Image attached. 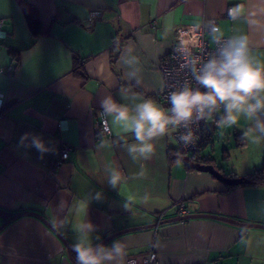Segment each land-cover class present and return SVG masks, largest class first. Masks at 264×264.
Segmentation results:
<instances>
[{
  "label": "crops",
  "instance_id": "0c3cea01",
  "mask_svg": "<svg viewBox=\"0 0 264 264\" xmlns=\"http://www.w3.org/2000/svg\"><path fill=\"white\" fill-rule=\"evenodd\" d=\"M23 1L38 11L48 32L33 36L19 0H0L6 33L0 38V65L15 66L12 73L0 74V264H75L73 229L84 219L95 226L94 243L159 216L164 220L187 213L264 225V183L230 187L186 164L169 133L153 141L150 159L133 162L124 147L135 142L131 134L110 121V138L94 131L101 119L99 99L107 95L129 105L135 102L132 94L150 97L166 108L159 99L158 62L177 28L217 17L224 36L247 35L252 56L264 63V0ZM228 8L234 16L227 15ZM91 10H100V17L90 20ZM206 38L212 44L210 33ZM129 56L139 62L125 65L122 61ZM75 58L81 59L77 72ZM135 69L139 84L125 77ZM62 119L66 126L58 132ZM223 127L217 128L218 138L230 128ZM25 133L40 136L50 151L41 157L30 146L31 136L22 145ZM215 141L202 149L203 163L225 177L250 172H228L220 166L206 150ZM62 143L72 152L54 167ZM107 166L121 173L117 189L107 184ZM96 192L103 198L91 200ZM117 239L125 245L120 264H141L149 249L161 264H264V228L217 218L165 222L120 234L105 245Z\"/></svg>",
  "mask_w": 264,
  "mask_h": 264
},
{
  "label": "clouds",
  "instance_id": "9594fccd",
  "mask_svg": "<svg viewBox=\"0 0 264 264\" xmlns=\"http://www.w3.org/2000/svg\"><path fill=\"white\" fill-rule=\"evenodd\" d=\"M191 28L195 32L200 24L195 23ZM210 35L216 41V51L203 62L198 58L188 62L196 86L185 82L170 92L167 97L168 108L150 97L141 98L135 94L130 96L135 101L130 105L111 95L99 99L100 116L110 121L114 128L134 137V143L124 145L133 162L150 159L155 151L153 141L165 136L170 130L178 133L176 139L180 145H191L194 137L192 125L214 115L221 126L231 127L241 119L246 120L248 127L242 132L241 138L250 139L253 143L264 140V63L252 56L247 35L237 34L225 38L216 26L210 27ZM122 62L131 67L139 61L136 57L129 56ZM125 77L140 83L139 69L129 71ZM166 86L162 79L160 90L163 91ZM121 95L123 98L127 94L122 92ZM29 136L30 146L41 157L50 151L46 142L38 135L25 133L20 143L23 145ZM104 146L106 145H102ZM140 167L143 174V163ZM105 171L108 186L117 189L122 179L119 169L107 166ZM90 196L91 200H100L103 193H91ZM73 230L77 234L71 245L75 253V264H120L125 255L122 241L114 240L111 245L94 243L95 226L86 219L77 223ZM95 239L99 240V237Z\"/></svg>",
  "mask_w": 264,
  "mask_h": 264
},
{
  "label": "built area",
  "instance_id": "2783aa9c",
  "mask_svg": "<svg viewBox=\"0 0 264 264\" xmlns=\"http://www.w3.org/2000/svg\"><path fill=\"white\" fill-rule=\"evenodd\" d=\"M227 15L231 12L234 16L233 8L227 9ZM100 17V10H91L89 12V19L94 20ZM211 22V24L209 23ZM200 28L195 32L191 26L188 25L185 28L180 27L175 30V38L173 43L170 45L167 53L159 60L158 69L161 73L162 79L166 82V87L159 93V99L166 108L169 107L168 95L170 92L176 90L183 83L188 82L195 87V81L192 79L191 73L188 68V62L191 59L198 58L201 62L208 59V57L216 51L217 44L212 38V44L207 40L206 34L210 33L211 26H218L217 17H205L200 22ZM4 21L0 18V38L6 36L3 30ZM227 38L228 36H224ZM14 71V66H2L0 65V74H10ZM4 104V98L0 92V115ZM202 121L199 124L192 125V131L194 133L193 143L187 147L180 145L177 142L178 133L175 131H169L171 137L176 141L177 151L184 155L186 163L191 165L196 156L199 154V146L202 141ZM209 124L213 127L219 128V124L216 116H212L209 120ZM66 126V120H59L57 123L58 132L62 131ZM94 131L98 137L106 136L110 138L111 130L104 118L101 117L94 125ZM72 152V147L66 143H62L59 147L58 155L53 162L54 167H59L64 161L68 160ZM183 213L184 210H181ZM160 219V216L158 217ZM141 264H161L156 258L153 249H149L143 256Z\"/></svg>",
  "mask_w": 264,
  "mask_h": 264
},
{
  "label": "rangeland",
  "instance_id": "374dc122",
  "mask_svg": "<svg viewBox=\"0 0 264 264\" xmlns=\"http://www.w3.org/2000/svg\"><path fill=\"white\" fill-rule=\"evenodd\" d=\"M222 113V112H221ZM220 113V114H221ZM248 127V122L241 119V122L231 126L228 131L224 129V137L216 136L215 145L206 149L212 158H215L219 165L226 171L234 170L238 173H245L259 168L264 163V140L253 143L250 139H242V132ZM220 126V130H223ZM251 135V134H249ZM238 176H230L234 181Z\"/></svg>",
  "mask_w": 264,
  "mask_h": 264
},
{
  "label": "trees",
  "instance_id": "16d2710c",
  "mask_svg": "<svg viewBox=\"0 0 264 264\" xmlns=\"http://www.w3.org/2000/svg\"><path fill=\"white\" fill-rule=\"evenodd\" d=\"M19 3H20L21 8L23 10V14H24V17H25V20H26V23H27V26L29 28L30 33L33 36L46 34L48 32V28L45 27L41 23V21L39 19L38 11L36 9H34L33 7H31L30 5H28L27 3H25L23 0H19ZM9 52L12 55H16V53H14V51H12V50H9ZM74 60H75L74 69L77 72L78 69L81 68L80 67L81 66V64H80L81 59L79 60V59L75 58ZM201 129H202V141H201L200 146H199V154H198V157L196 156L195 161L193 163H195V162L203 163L204 161L206 162L207 160H204L205 157L201 156V151L208 143H212L217 139V137L215 136L216 134H218L217 128L211 126L207 122V119L203 120ZM243 177H245L246 182L240 183L238 185L246 184V183H250V184L264 183V163H262V165L259 168H256L253 171L246 173ZM233 186H235V185H232L230 187H233Z\"/></svg>",
  "mask_w": 264,
  "mask_h": 264
},
{
  "label": "water",
  "instance_id": "95a60500",
  "mask_svg": "<svg viewBox=\"0 0 264 264\" xmlns=\"http://www.w3.org/2000/svg\"><path fill=\"white\" fill-rule=\"evenodd\" d=\"M191 165L193 167H195L196 169L208 171L209 173L215 175L217 178H219L221 181H223L225 184L238 185L240 183H243V182L245 183L246 182V179L243 176H238L234 181H230V179H229L230 177H225L220 172V170L215 168L212 164L196 163L195 162V163H192ZM20 214L21 213L13 215L6 222H8L10 219H12L14 217L19 216ZM194 217H211V218H217V219L226 220V221H229V222H232V223H237V224H239L241 226H244V227H261V228H264V225H261V224L243 223V222L237 221L235 219H231V218L223 217V216H218V215H213V214L187 213V214H181V215H178V216H175V217H172V218H167V219H164V220L157 219V221H155L153 223H149V224H145V225H139V226H133V227H128V228H125V229H122V230L115 231V232L105 236L101 241L98 242V244L99 243L105 244L107 241H109L110 239L114 238L115 236H118V235L126 233V232H131V231L141 230V229H147V228H154V227H157V225H159L161 223L177 221V220H182V219H187V218H194ZM56 233L62 239V241H63V243L65 245V248L67 249V253L69 255V258L71 260H73L72 257H71V253L69 251L68 244L66 243L65 239L60 234H58V232H56Z\"/></svg>",
  "mask_w": 264,
  "mask_h": 264
}]
</instances>
